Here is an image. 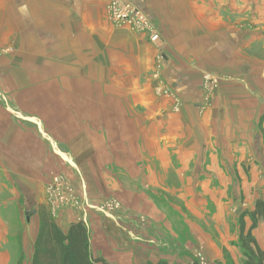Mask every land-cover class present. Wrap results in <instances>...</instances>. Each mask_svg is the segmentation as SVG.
I'll list each match as a JSON object with an SVG mask.
<instances>
[{"label": "crops", "instance_id": "1", "mask_svg": "<svg viewBox=\"0 0 264 264\" xmlns=\"http://www.w3.org/2000/svg\"><path fill=\"white\" fill-rule=\"evenodd\" d=\"M126 1L161 33V61L145 35L113 26L109 0H0V48L6 50L0 57V196H10L0 200V217L8 213L0 237L12 234V172L26 174L27 161L15 163L27 152L51 154L53 165L72 178V166L80 169L91 195L101 198L106 172L114 168L137 173L136 180L145 170L179 171L186 195L203 183L182 173L223 171L219 157L230 153L252 161L264 153V49L258 46L264 44V0ZM157 71L167 87L156 80ZM210 74L223 81L207 102L204 77ZM165 89L178 98L179 110ZM63 124L72 125L64 135L58 132ZM53 139L60 141L55 152ZM149 155L179 160L142 164ZM49 159L36 171L44 180ZM239 159L236 165L245 161ZM23 184L40 223L41 183ZM67 213L58 223L65 230L74 222ZM1 250L0 264H16L11 246Z\"/></svg>", "mask_w": 264, "mask_h": 264}, {"label": "rangeland", "instance_id": "2", "mask_svg": "<svg viewBox=\"0 0 264 264\" xmlns=\"http://www.w3.org/2000/svg\"><path fill=\"white\" fill-rule=\"evenodd\" d=\"M107 10L113 26L120 28L113 22L108 7ZM159 36L162 40L160 32ZM163 45L161 43L154 45L158 49L159 61L162 59ZM258 46L261 51L264 49L263 43H259ZM5 52V49L0 48V57ZM158 72L154 73L155 77ZM214 77L217 78V87L211 93L207 81L213 83ZM156 80L164 83L161 74ZM222 81L223 78L215 74L204 77L207 102H211L216 96ZM164 86L167 87L165 83ZM1 98L7 97L2 94ZM71 126V124L59 125L58 132L63 133L64 128ZM261 134H264V131ZM262 139L264 140V136ZM48 141L55 152L54 145L56 142L60 145V141L55 139ZM34 151L37 156H31L27 152V155L16 157L17 163L14 162L20 165L27 161V164H23L26 174L22 170L18 173L12 172V222H10L12 234L0 237V256L4 252L1 250L2 245L11 246L10 253L15 254L16 264L20 261V264H32L40 223L37 213H34L38 207L35 198L28 189H24L26 187L23 183L31 180L34 185L38 179L41 187L36 189L39 195H44L43 200L50 215L60 224H62L61 213L64 211L73 214L72 217L70 216L73 221H83L90 232L94 258L104 259L106 264H156L159 260H165L169 264H244V249L239 241L240 219L245 212L254 209L257 200H264L262 151L256 156L252 155L254 161L248 157H234L232 153L219 157L227 166L220 172L182 173L187 176H201L198 181L203 183L192 187L186 195L187 189L180 187L182 182L179 171L145 170L138 173L140 178L136 180L137 173L117 171L114 168V171L106 172L108 184L102 187L105 195L103 198L91 195L80 169L72 166L77 176L72 178L67 169L53 165L57 163L54 157H50L51 154L41 156L37 150ZM48 157L50 159L47 163L50 162V165L43 172L49 171V173L44 180L37 176L36 171L43 166L44 160ZM60 157L62 159L61 154ZM170 158L149 155L143 157L141 163L154 162L167 165L173 163L174 158L175 162L179 160L177 157ZM237 158L244 159V163L236 165ZM14 176L20 177L18 182L13 179ZM187 176H185L186 180ZM206 181L210 182L208 187H204ZM78 183L81 184V188ZM7 187L8 184L3 183V188ZM27 193H31L32 196L27 197ZM9 197L6 193L0 196V200ZM147 200L151 201L149 206L146 204ZM17 201L19 207L16 205ZM4 217H8L7 212L1 215L0 223L1 218ZM246 221L249 229L252 225L249 216L246 217ZM8 222V219L4 220V228ZM253 234L260 247L264 248L263 221Z\"/></svg>", "mask_w": 264, "mask_h": 264}, {"label": "trees", "instance_id": "3", "mask_svg": "<svg viewBox=\"0 0 264 264\" xmlns=\"http://www.w3.org/2000/svg\"><path fill=\"white\" fill-rule=\"evenodd\" d=\"M263 123L264 118H262L261 127ZM39 214L40 229L35 243L32 264H106L104 259L94 258L91 250L90 232L83 221H74L67 230H64L50 215L46 207H41ZM247 216L252 221L249 229L246 221ZM262 221L264 222V200L259 199L256 201L254 209L245 212L240 219L239 241L244 249V264H264V249L260 247L253 234ZM156 264L169 263L161 260Z\"/></svg>", "mask_w": 264, "mask_h": 264}, {"label": "built area", "instance_id": "4", "mask_svg": "<svg viewBox=\"0 0 264 264\" xmlns=\"http://www.w3.org/2000/svg\"><path fill=\"white\" fill-rule=\"evenodd\" d=\"M108 9L111 14V18L113 19V22L117 26L127 27L135 33L145 35L147 38L150 39L148 40L153 45L159 44V42L161 41L159 31L152 22V20L142 9H140L133 2L126 0H109ZM159 77L160 73L158 72L156 75V79H159ZM216 82V77H214L213 83L207 81L211 93H213L217 87ZM162 88L164 87L162 86ZM164 92L166 96L174 97L176 101L175 109L179 110L180 102L177 100L178 98L171 92L170 89H165Z\"/></svg>", "mask_w": 264, "mask_h": 264}, {"label": "water", "instance_id": "5", "mask_svg": "<svg viewBox=\"0 0 264 264\" xmlns=\"http://www.w3.org/2000/svg\"><path fill=\"white\" fill-rule=\"evenodd\" d=\"M34 213L36 214V213H37V211L35 210V211H34Z\"/></svg>", "mask_w": 264, "mask_h": 264}]
</instances>
